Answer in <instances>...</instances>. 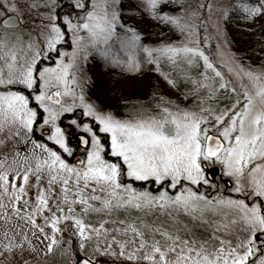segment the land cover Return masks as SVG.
Wrapping results in <instances>:
<instances>
[{"label": "snow or ice", "instance_id": "1", "mask_svg": "<svg viewBox=\"0 0 264 264\" xmlns=\"http://www.w3.org/2000/svg\"><path fill=\"white\" fill-rule=\"evenodd\" d=\"M126 261L264 264V0H0V264Z\"/></svg>", "mask_w": 264, "mask_h": 264}, {"label": "rangeland", "instance_id": "2", "mask_svg": "<svg viewBox=\"0 0 264 264\" xmlns=\"http://www.w3.org/2000/svg\"><path fill=\"white\" fill-rule=\"evenodd\" d=\"M224 26L228 32L230 46L235 51L242 52L245 48H247L250 52L254 53L255 50L253 49L259 47L260 44L253 48L256 35L254 36L251 33L241 31L239 21H236L231 26ZM145 27L148 29V32L152 37L157 36V30L154 26L149 24ZM209 31L211 32L212 29L210 28ZM171 38L175 39L176 37L172 36ZM248 58L252 59L251 56ZM88 69L90 75L92 76V82L89 86V95L106 105H119V108L115 110L122 113L128 112L131 106L136 103L137 99L141 101L144 100L145 96L150 95L154 88H158L162 95L170 96L172 98H179L180 91L182 90L166 86L163 79L158 74L152 72L139 80L135 92L132 93L129 100L125 101L121 98L119 90L127 89L132 79H134L133 77H121L116 71H110L94 62L89 63ZM126 264H133V262L126 261ZM142 264H147V262H142Z\"/></svg>", "mask_w": 264, "mask_h": 264}, {"label": "trees", "instance_id": "3", "mask_svg": "<svg viewBox=\"0 0 264 264\" xmlns=\"http://www.w3.org/2000/svg\"><path fill=\"white\" fill-rule=\"evenodd\" d=\"M251 34H253L254 36L256 35L255 39H254L255 44L253 46V48H255V47H257L256 45L260 44V37H261L262 34L260 32H255V33H251ZM253 50H255V49H253Z\"/></svg>", "mask_w": 264, "mask_h": 264}, {"label": "water", "instance_id": "4", "mask_svg": "<svg viewBox=\"0 0 264 264\" xmlns=\"http://www.w3.org/2000/svg\"><path fill=\"white\" fill-rule=\"evenodd\" d=\"M73 138H74V140L76 141V136H75V134L73 135Z\"/></svg>", "mask_w": 264, "mask_h": 264}, {"label": "flooded vegetation", "instance_id": "5", "mask_svg": "<svg viewBox=\"0 0 264 264\" xmlns=\"http://www.w3.org/2000/svg\"><path fill=\"white\" fill-rule=\"evenodd\" d=\"M73 139V138H72ZM73 143L75 144L76 143V141L73 139ZM225 194H227V193H225Z\"/></svg>", "mask_w": 264, "mask_h": 264}]
</instances>
